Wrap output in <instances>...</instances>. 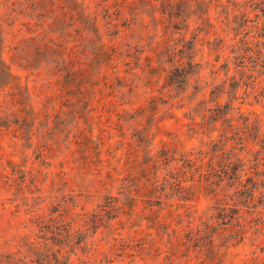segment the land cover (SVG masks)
<instances>
[{
  "label": "rangeland",
  "instance_id": "374dc122",
  "mask_svg": "<svg viewBox=\"0 0 264 264\" xmlns=\"http://www.w3.org/2000/svg\"><path fill=\"white\" fill-rule=\"evenodd\" d=\"M123 1L0 0V264H264V0Z\"/></svg>",
  "mask_w": 264,
  "mask_h": 264
},
{
  "label": "trees",
  "instance_id": "16d2710c",
  "mask_svg": "<svg viewBox=\"0 0 264 264\" xmlns=\"http://www.w3.org/2000/svg\"><path fill=\"white\" fill-rule=\"evenodd\" d=\"M156 1H158V0H156ZM48 3H49V5H50V2H48ZM125 3H126V0H124V1L122 2L123 5H125ZM117 4H118V3H117ZM76 6H78V4H76V2H75V3L72 2L71 7L76 8ZM61 8H62V7H61ZM134 9H136V8H132L131 13L134 12ZM120 12H122V11H120ZM160 13H161V15H165L166 13H168V15H169L171 18H173L175 15H178L177 13H173L172 11L167 12V10H166L165 8H163V6H161V12H160ZM178 16H179V15H178ZM175 29H179V28H176V27H175ZM102 48H103V45L100 46L99 49L96 51V57H99V58H101V59L105 58V55H106ZM49 51H50V53H51L52 55H53V54H57V53L55 52V49H53V48L50 47V46H49ZM64 55H65V54H64ZM66 57H67V56H66ZM66 57H64V58H60V59L58 60V62H57V61H53V64H56V66H55V68H54V71L51 72V75H52L53 77L56 78V83H55V85H56V91H61L62 93L64 92V93H67V94H68V91H71V88H70V87H67V86H61V88H60V87H59V80H58V72H60V71H62V70H64V69H66V70L69 71V78H68V79H70V80H72V81L75 80V77H76V71H75L74 69H69V68H68V66L70 65L69 62H68V64L65 65V63L67 62V61H66V59H67ZM178 71H179V68H177L176 73H173V74H172V76H173V77H176L177 80H178L179 78H182V74L180 75V73H179ZM98 73H99V72H98ZM98 73H97V75H98ZM95 80H97V79H95ZM95 80H93V82H95ZM94 85H96V84H93V86H94ZM58 87H59V88H58ZM89 90H90V89H89V86H88V85L85 86V89H80V93L78 94L79 96H75L74 99L71 101L72 103H71L70 105H71L72 107H74L76 104H79V103H81L82 101H86V102L88 103V112H89V113H93V112L95 111V109H96L95 107H93L95 102L99 104L101 110H110V107H107V106L115 105V104H116V103H115L114 101H112V100L108 101V100L106 99V96H105V95H102V94H100V93L98 94V92H96V91L93 92V94H91V96H89V98H87V97H82V96H81L83 93L88 92ZM62 97H63L62 94L56 96V102H57L58 99H61ZM63 101H64V100H59V103L61 104ZM67 101H69V100H67ZM103 101H104V102H103ZM62 107H63V106H62ZM189 163H192V160H189ZM226 170H227V167L225 166V167H222L220 170H218V172H219L220 174L224 175V176H227V174H226ZM215 176H216V175H215ZM217 176H220V175L217 174ZM81 217H82V219H81L80 221H83V220H84V223H85V224H88V225H89V224L94 225V224L96 223V221H97V215H95V214L84 213V214L81 215ZM76 225H77V226L79 225V222H78V221L75 222V226H76ZM61 226L63 227V225H60L57 229H59ZM164 228H165L166 231L169 232L170 227H168V226L165 227V224H164ZM71 229H73V228L70 227V228L68 229V231H67V234H68L67 236H68V237H69L70 234H71V233L69 234V232L72 231ZM80 229H81V228L77 229V231H74V233H75V234H78V233L81 231ZM171 231L174 232V230H171ZM135 232H138V231H135ZM168 232H167V234L164 233V234L168 237L167 245H168V247H169V251H166V252H172V251H173V247H174V245L177 244V243H179V241H177V238L175 237V235L173 236V235L169 234ZM95 233H96V232H95ZM51 234H54V233L52 232ZM54 235H55V234H54ZM146 236H147L148 238L152 237L151 240H153V236H152L151 233H150V234H147ZM158 236H159V234H158ZM148 238L144 237V238H141V239L137 240V242H138L139 244H137L136 247H138L139 245L142 246V245H147V244H149L151 241L146 242ZM161 238H162V237H161ZM185 238L190 239V236H189L188 233L185 234ZM162 239H163V238H162ZM183 244H184V243H183ZM123 254H128V253L123 252ZM130 256H132V255H130ZM5 264H16L15 258H13V257H7V260L5 261ZM55 264H57V262H55Z\"/></svg>",
  "mask_w": 264,
  "mask_h": 264
}]
</instances>
